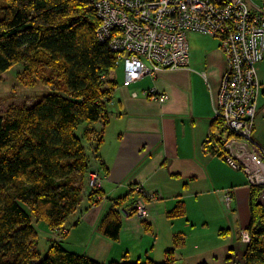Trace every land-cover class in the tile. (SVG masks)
<instances>
[{
	"label": "trees",
	"instance_id": "obj_1",
	"mask_svg": "<svg viewBox=\"0 0 264 264\" xmlns=\"http://www.w3.org/2000/svg\"><path fill=\"white\" fill-rule=\"evenodd\" d=\"M101 1L0 0V77L21 64L47 89L34 105L13 107L0 117V264H105L68 250L61 238L41 256L34 227L37 218L53 232L65 233L87 189L92 205L101 203H96V197H105L88 180L98 169L87 152L90 148L99 160L102 133L87 128L82 138L76 135L80 127L106 117L117 87L111 74L118 68L120 55L111 39L103 41L98 36L103 21ZM213 155L222 157V153ZM250 189L248 231L253 241L245 264H264V229L257 230L264 226L262 190ZM183 217V204L168 214L169 219ZM123 227V216L118 207H112L98 231L119 242ZM106 264L177 261L169 253L162 263L148 259Z\"/></svg>",
	"mask_w": 264,
	"mask_h": 264
},
{
	"label": "crops",
	"instance_id": "obj_2",
	"mask_svg": "<svg viewBox=\"0 0 264 264\" xmlns=\"http://www.w3.org/2000/svg\"><path fill=\"white\" fill-rule=\"evenodd\" d=\"M188 42V69L163 71L129 87L124 86V70L115 71L117 87L107 115L88 128L102 133L100 158L93 167L106 177L100 187L105 200L95 207L89 199L88 205L81 204L72 216L71 233L93 229L82 254L96 261L162 263L173 253L177 264H245L248 246L242 235L251 222V189L242 171L205 147L215 131V103L226 58L215 39L190 33ZM258 73L262 95L253 139L264 149V59ZM152 89L167 94L168 100H152L147 96ZM134 186H142L158 201L147 203L148 222L137 216L124 220L120 241L114 242L98 228L114 200L130 196ZM225 190L232 192L233 211L224 219L214 216L210 206L220 207L218 192ZM131 197L132 202L137 198ZM189 203L198 206L197 211ZM179 204L186 206V217L169 219ZM121 247L124 253L118 255Z\"/></svg>",
	"mask_w": 264,
	"mask_h": 264
},
{
	"label": "built area",
	"instance_id": "obj_3",
	"mask_svg": "<svg viewBox=\"0 0 264 264\" xmlns=\"http://www.w3.org/2000/svg\"><path fill=\"white\" fill-rule=\"evenodd\" d=\"M101 2L103 21L98 36L103 41L112 40L113 49L120 55L118 64L122 62L124 66L126 87L166 70L187 68L191 32L220 42L227 60L220 103L216 107L221 126L206 140V151L224 154L232 168L246 175L249 188L262 190L259 202L264 205V149L254 141L252 133L261 89L258 65L264 58V0L260 6L253 0ZM151 91L147 96L152 100L165 102L169 98L158 95L155 89ZM105 178L101 171H93L91 187ZM137 190L136 215L145 221L148 218L146 199L154 201L155 196L145 193L142 186ZM223 192L225 205L233 211L232 192ZM263 229L260 226L257 230ZM242 241L247 246L252 243L248 230L243 233Z\"/></svg>",
	"mask_w": 264,
	"mask_h": 264
},
{
	"label": "rangeland",
	"instance_id": "obj_4",
	"mask_svg": "<svg viewBox=\"0 0 264 264\" xmlns=\"http://www.w3.org/2000/svg\"><path fill=\"white\" fill-rule=\"evenodd\" d=\"M207 38H211L214 40V38L209 37V36H207ZM122 69L124 70V66L121 62L120 65H118L116 72H121ZM116 72H113L111 74V78H113V74ZM124 72H125V70H124ZM125 79H126V77H125V73H124V81H125ZM46 93H47V89L45 88V84L43 83L42 80H40L36 76H31L27 72H25L24 67L21 64L14 66L11 70L4 73L0 77V117L6 116V114L9 112V110L13 107H20L23 105H27V106L34 105ZM93 124H95V123H93ZM89 127H90L89 124L80 127L77 130L76 135L79 138H82L84 131ZM87 154H88L90 163L93 162L95 160V158H94V154L90 150V148L88 149ZM105 179H103V180L101 179V183L96 181V186L94 187V189H96V190L100 189V187L104 183ZM88 180L90 181V179H88ZM91 180H92V178H91ZM138 192L139 191L137 190V187L134 186L131 188L130 196H126V197H128L127 199L125 198L126 201L117 200V202H114L113 207H118V211L123 216V220L137 216L136 214L138 212V210H137L138 207H136V203H135L136 199L133 200V202H132L131 196L133 195L134 197H136V193H138ZM88 193H89V191L87 189L85 191L82 204L88 205V203H89L88 202ZM218 193H219L218 198H219V201L221 203L220 207L218 205L213 204L210 206V212L213 213L214 216L221 214L222 217L225 219L226 215L229 216L232 214V210H228L227 206L224 203V198H223L224 192L222 191V192H218ZM124 197L125 196H122V198H124ZM129 197H131V198H129ZM104 200H105V197H103V196L96 197V203H98L100 201L102 202ZM157 201H158V198L156 196V199L152 202V204L156 203ZM130 202H132L131 205L129 204ZM148 202H149V200L146 199V203H148ZM189 205H190L191 209H193L194 211H197L198 206H194L190 203H189ZM93 206L95 207V206H97V204L96 205L93 204ZM125 213H128L127 216H125L126 215ZM148 214H149V212H148ZM142 222H148V221L145 220ZM74 223H75V218L71 217L68 224L66 225L67 231L72 229L71 226L74 225ZM211 226H213V224H211ZM34 227L38 233V252L40 253L41 256H45L49 252L51 246L54 243L60 242V238H61V242H62L61 244L64 245V247H66L68 250L79 251L80 254H82L86 251L87 245L90 244V240H86L87 242L85 244H83L85 239H86V236L91 237L90 233L93 231V229L92 230L91 229L85 230L84 228H81V229H78L79 231H76L73 233H71L72 232V230H71L69 232V233H71L70 235L67 231L65 233H63V231L61 233H55L49 228V226L47 225V223L45 221L37 220V218H34ZM198 232H199V230H198ZM211 242H213L212 239H211ZM243 243L245 244L244 241H243ZM121 253H124L123 247H121L118 250V255H121ZM118 257H120V256H118ZM112 261H117V260H115V258H114L113 260H109L108 263H110ZM124 261H126V260H124Z\"/></svg>",
	"mask_w": 264,
	"mask_h": 264
},
{
	"label": "bare ground",
	"instance_id": "obj_5",
	"mask_svg": "<svg viewBox=\"0 0 264 264\" xmlns=\"http://www.w3.org/2000/svg\"><path fill=\"white\" fill-rule=\"evenodd\" d=\"M254 1V3L256 4V5H258V6H260V5H262V0H253ZM191 33H193V32H191ZM190 34V33H189ZM188 34V35H189ZM196 34H199V33H196ZM200 35H204V34H200ZM204 36H207V35H204ZM210 37V36H209ZM218 41V40H217ZM219 42V41H218ZM188 44H189V42H188ZM219 44H220V42H219ZM220 49H221V46H220ZM221 51H222V49H221ZM222 53H223V51H222ZM224 54V53H223ZM189 55H190V47H189ZM224 56H225V54H224ZM225 58H226V56H225ZM264 59V58H263ZM189 61H190V58H189ZM263 61V60H262ZM261 61V62H262ZM260 62V63H261ZM259 63V64H260ZM188 67H189V65H188ZM188 67L187 68H185V69H188ZM258 67H259V65H258ZM226 68H227V60H226ZM178 70H181V69H178ZM167 71V70H166ZM226 71V70H225ZM258 75H259V73H258ZM224 76V75H223ZM222 79H223V77H222ZM260 79V78H259ZM222 82V81H221ZM260 83H261V81H260ZM151 91V90H150ZM157 91V90H156ZM152 92V91H151ZM157 94L158 95H160L161 93L160 92H157ZM161 95H163V94H161ZM165 95H167V94H165ZM261 95H262V86H261V89H260V92H259V95H258V98H257V107L259 106V101H260V98H261ZM169 97V96H168ZM220 98H221V85H220V89H219V92H218V94H217V98H216V103H215V107H218L219 106V103H220ZM155 101V100H154ZM158 102H160V101H158ZM166 102V101H165ZM160 103H163V102H160ZM257 113H258V111H257ZM257 118V117H256ZM214 122H215V124H216V126H215V131H214V133H216V132H218V129H219V127L221 126V122H220V120L217 118V116H216V108H215V119H214ZM254 128H253V130H252V133L254 132ZM222 158L226 161V159H225V157H224V154H222ZM227 162V161H226ZM228 163V162H227ZM98 171H101L100 169H98Z\"/></svg>",
	"mask_w": 264,
	"mask_h": 264
}]
</instances>
